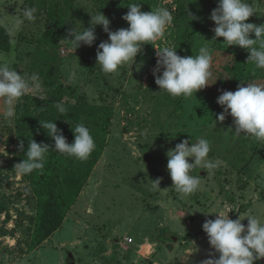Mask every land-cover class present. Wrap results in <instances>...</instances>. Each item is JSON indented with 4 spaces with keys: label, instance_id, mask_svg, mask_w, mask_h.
Wrapping results in <instances>:
<instances>
[{
    "label": "rangeland",
    "instance_id": "374dc122",
    "mask_svg": "<svg viewBox=\"0 0 264 264\" xmlns=\"http://www.w3.org/2000/svg\"><path fill=\"white\" fill-rule=\"evenodd\" d=\"M2 1L0 24L9 46L0 49V62L22 75L38 74L40 88L16 102L11 120L0 98V264H201L210 253L219 256L202 230L214 213H228L233 220L253 215L264 222V142L234 135L231 116L216 119L223 112L217 103L221 90L264 85V69L247 62L248 50L227 46L223 37L212 40L215 24L209 17L218 0ZM54 2L63 29L54 24ZM248 2L257 13L245 22L264 24V0ZM129 3H140L144 12L166 7L173 22L162 39L143 45L131 68L105 74L96 66V49L108 40L102 25L95 27L91 47L74 49L64 39L71 38L70 29L91 27V15L99 11L110 20V30L128 28L122 16ZM31 7L37 9L33 21L23 18ZM205 44L213 57L209 85L190 97L160 91L152 74L156 48L171 47L183 57L197 55ZM57 102H63L64 114ZM40 121H54L70 144L72 128L83 123L94 151L83 161L56 153ZM200 137L211 144L208 159L219 165L197 166L191 174L200 176L198 189L179 194L171 188L166 153ZM31 138L50 145V151L43 170L18 175L14 166L25 158ZM21 141L24 151L18 148ZM157 178L161 189L152 191L150 179ZM47 208L63 219L42 240ZM242 223L247 225V218Z\"/></svg>",
    "mask_w": 264,
    "mask_h": 264
},
{
    "label": "clouds",
    "instance_id": "9594fccd",
    "mask_svg": "<svg viewBox=\"0 0 264 264\" xmlns=\"http://www.w3.org/2000/svg\"><path fill=\"white\" fill-rule=\"evenodd\" d=\"M127 7L129 10L122 19L128 23V28L110 30V20L99 11L91 15V27H83L81 31L70 29L68 36L71 38L64 40L69 41L74 49L82 45L91 47L97 39L95 27L102 25L108 40L99 43L96 49V66L105 74L117 73L122 66L131 68L144 44H151L164 37L166 28L173 22V12L166 7L144 12L140 3H129ZM36 11L34 7L26 8L23 11V18L35 20ZM254 13L257 11L248 0H218L217 7L212 10L209 17L215 24L211 29L214 33L212 40L223 37V43L227 46L237 45L248 50L250 55L247 62L251 61L256 68L264 69V24L245 22ZM190 17L191 20L197 19L192 15ZM22 22L17 20L18 25ZM250 34H254L255 39L250 38ZM156 49L157 60L152 74L160 91L172 97H190L209 85L213 57L212 49L207 44L199 48L197 55L183 57L171 47ZM71 75L74 76L75 73ZM39 88L38 74L22 75L8 63L0 62V98H3L6 105L5 118L11 120L15 115L16 102ZM221 91L217 103L223 108V112L218 114L216 119L223 122L226 116H231L235 129L230 130L234 135L239 136L243 133L258 142H264V85L247 83V86L238 85L234 92ZM54 106L60 114L66 112L63 102H57ZM40 125L54 141V151L60 155L83 161L88 159L95 149L90 129L83 123L72 128L74 140L71 144L67 142L63 131L54 121H40ZM18 148L24 151L23 141ZM49 151L50 145L38 143L31 138L25 158L14 166L16 173L28 175L35 170H43ZM210 151L211 144L203 137L197 138L196 142L190 145L189 140H183L169 149L166 156L167 170L172 180L171 188L182 195L195 192L200 185V176L192 175V171L200 165L208 170H214L219 165V161L208 159ZM189 157L193 158V162H189ZM161 179H150L152 191L161 189ZM214 214H217L215 219H206L202 224V230L207 235L210 247L219 256L217 258L210 253L209 258L203 260L201 264H254L255 261L264 258V222L253 215H246L243 218L240 216L233 220L229 218L228 213ZM245 218L248 221L247 225L242 223Z\"/></svg>",
    "mask_w": 264,
    "mask_h": 264
},
{
    "label": "trees",
    "instance_id": "16d2710c",
    "mask_svg": "<svg viewBox=\"0 0 264 264\" xmlns=\"http://www.w3.org/2000/svg\"><path fill=\"white\" fill-rule=\"evenodd\" d=\"M51 13L54 17V24L57 29H63L65 27L63 17L61 15V11L57 2H54L51 7ZM9 46V40L6 31L3 27H0V49H7ZM62 215L53 209H45L43 212L42 220H41V239H46L51 233H53L62 222ZM259 260L255 261L254 264H257ZM260 264V263H259Z\"/></svg>",
    "mask_w": 264,
    "mask_h": 264
},
{
    "label": "crops",
    "instance_id": "0c3cea01",
    "mask_svg": "<svg viewBox=\"0 0 264 264\" xmlns=\"http://www.w3.org/2000/svg\"><path fill=\"white\" fill-rule=\"evenodd\" d=\"M4 1L6 2V0H4ZM4 1H2V2H4ZM5 2H4V3H5ZM0 4H1V3H0ZM1 26H3V25L0 24V27H1ZM172 237H173V239H175V240L177 239V237H174V236H172ZM124 242H125V243H129V242H131V241H129L128 239L124 238Z\"/></svg>",
    "mask_w": 264,
    "mask_h": 264
},
{
    "label": "built area",
    "instance_id": "2783aa9c",
    "mask_svg": "<svg viewBox=\"0 0 264 264\" xmlns=\"http://www.w3.org/2000/svg\"><path fill=\"white\" fill-rule=\"evenodd\" d=\"M129 240V239H128Z\"/></svg>",
    "mask_w": 264,
    "mask_h": 264
}]
</instances>
